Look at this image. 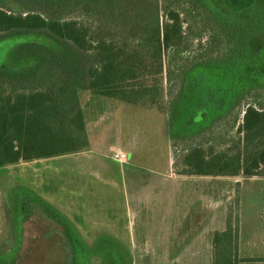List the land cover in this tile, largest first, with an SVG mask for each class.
Segmentation results:
<instances>
[{
    "label": "rangeland",
    "instance_id": "374dc122",
    "mask_svg": "<svg viewBox=\"0 0 264 264\" xmlns=\"http://www.w3.org/2000/svg\"><path fill=\"white\" fill-rule=\"evenodd\" d=\"M211 1L221 14L238 19L264 4ZM203 21L191 25L193 34ZM211 25L210 44L206 33L193 41L190 70L165 97L163 111L126 103L128 113L121 112L109 129L121 143L137 142V157L152 156L146 165L155 169L125 172L130 158L116 161L107 151L122 170L110 181L113 193L84 197L86 218L70 220L72 213L63 211L52 217L42 209L34 194L41 184L39 163L0 167V264H232L217 252L234 241L236 229L232 256L238 264H264V176L180 174L187 152L226 150L241 137L236 128L247 104L264 105V73L249 70L264 66V32L251 36L217 21ZM0 37V66L9 72L33 66L31 59H10L18 46L50 44L40 34ZM64 159L56 162L59 168ZM52 185L63 192L64 180ZM228 226L231 234L221 236Z\"/></svg>",
    "mask_w": 264,
    "mask_h": 264
},
{
    "label": "trees",
    "instance_id": "16d2710c",
    "mask_svg": "<svg viewBox=\"0 0 264 264\" xmlns=\"http://www.w3.org/2000/svg\"><path fill=\"white\" fill-rule=\"evenodd\" d=\"M198 19L204 21L193 34ZM214 21L262 34L264 4L238 19L211 0H0V36L50 40L12 52L11 60H33L27 72L0 66V167L83 149L80 90L163 111L190 70L193 41L206 33L208 46ZM256 69L264 73V66L249 70ZM241 113V137L217 153L191 149L180 174L264 176V105L247 104ZM227 229L221 236L231 234ZM236 238L237 229L234 241L219 246L226 263L231 257L238 264Z\"/></svg>",
    "mask_w": 264,
    "mask_h": 264
},
{
    "label": "crops",
    "instance_id": "0c3cea01",
    "mask_svg": "<svg viewBox=\"0 0 264 264\" xmlns=\"http://www.w3.org/2000/svg\"><path fill=\"white\" fill-rule=\"evenodd\" d=\"M77 100L83 122L86 146L75 152L23 161L40 164L38 180L41 184L38 187V192L34 189V194L37 196L42 209L48 211L52 217L53 211L72 213L69 217L67 216V219L70 220L86 218L81 210L83 204L87 202L84 199L85 196H103L106 189L110 190L111 193L114 192L115 189L112 187L114 183L112 182L118 180L119 176H115V172H119L122 168L107 155L108 152L120 151L127 154L130 161L129 164L123 167L125 172L129 170H148L152 173L155 169L146 165L149 160L152 161V156L147 157L146 155L144 159L137 157V142L124 144L120 142L119 138L108 135L110 127L116 123V118L121 117V112H126L123 107L126 103L112 97H104L82 90L77 92ZM155 115L159 117L156 113ZM118 143L123 144L124 147L119 146ZM145 153L147 154L146 149ZM63 158H65V162L59 168L60 164L57 165L56 162L63 160ZM168 165L170 166V163ZM34 174L36 176L37 172ZM54 180H64L63 192L60 191L62 187L52 185ZM84 182L88 183V188L84 186ZM110 187L112 188L110 189ZM60 198H63V205L62 202H59ZM55 203H58L56 205L61 209L54 208L52 205ZM67 219L64 220L67 221Z\"/></svg>",
    "mask_w": 264,
    "mask_h": 264
},
{
    "label": "built area",
    "instance_id": "2783aa9c",
    "mask_svg": "<svg viewBox=\"0 0 264 264\" xmlns=\"http://www.w3.org/2000/svg\"><path fill=\"white\" fill-rule=\"evenodd\" d=\"M112 158H113L114 160H116V161H120V162H122V161H126L127 158H128V156H127L126 153H123V152H120V151H114V152L112 153Z\"/></svg>",
    "mask_w": 264,
    "mask_h": 264
}]
</instances>
